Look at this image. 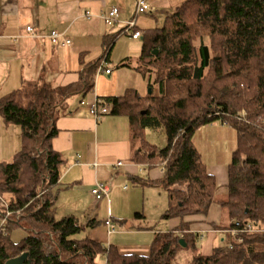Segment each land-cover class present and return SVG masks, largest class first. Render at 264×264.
I'll list each match as a JSON object with an SVG mask.
<instances>
[{
    "label": "trees",
    "instance_id": "obj_1",
    "mask_svg": "<svg viewBox=\"0 0 264 264\" xmlns=\"http://www.w3.org/2000/svg\"><path fill=\"white\" fill-rule=\"evenodd\" d=\"M141 37L140 70L151 93L129 89L102 100L110 103V113L130 118L139 141L132 161L162 167L160 184L170 199L164 216H178L181 224L158 234L148 255H138L76 237L85 226L75 216L55 218L51 189L63 163L51 144L56 120L68 97L93 89L100 59L77 83H28L0 99V113L20 126L22 136L14 159L0 164V217L11 211L0 231V264L23 252L26 264H103L102 258L107 264H173L181 238L199 249L184 218L207 214L218 200V186L194 136L217 121L237 133L227 198L220 200L227 210L228 238L211 254L198 252L190 264H264V0H185L166 14L162 26L143 30ZM111 46H104L106 61ZM159 126L167 135L164 147L144 136L146 128ZM16 227L28 232L18 242L9 235Z\"/></svg>",
    "mask_w": 264,
    "mask_h": 264
},
{
    "label": "crops",
    "instance_id": "obj_2",
    "mask_svg": "<svg viewBox=\"0 0 264 264\" xmlns=\"http://www.w3.org/2000/svg\"><path fill=\"white\" fill-rule=\"evenodd\" d=\"M148 1L153 6L150 13L166 16L185 0ZM114 6L120 8L119 23L109 26L102 15ZM135 7L136 0H0V99L28 83H49L53 87H59L79 82L83 74H88L90 65L103 59L105 44L112 42L106 64L111 73L97 71L93 89L68 97L56 120L58 133L52 138L51 144L62 155L63 163L60 166L59 180L51 189V197L55 218L70 215L77 217L85 226L83 231L88 232L84 237L99 241L105 246H115L122 254L144 255L124 250L119 245L118 239L114 238L118 231L114 219H118L122 226L116 233L117 236L128 232H151L154 240L150 250L158 234L175 231L182 219L178 216L167 219L164 216L170 205L169 195L160 184L164 171L160 165L149 166L132 161L131 157L139 144L133 137L128 115L109 113L96 118L90 113V105L97 99L121 96L129 89H135L144 96L151 89L148 76L140 70L143 41L141 51L136 56L129 52H124L118 58L112 56L119 41V35L115 36L119 33V25L123 26L133 16L131 14ZM136 23L141 32L149 29L141 28ZM27 26H32L34 30L27 31ZM52 30L63 34L58 43H54L49 36ZM63 38L70 40V43H65ZM130 38L135 41L141 36ZM92 51L94 54L91 55ZM96 54L98 56L94 57ZM224 124L213 122L208 124V129L217 135L224 132ZM211 143L213 144V140ZM195 144L200 150L199 144ZM21 146L20 126L7 123L0 113V164L12 161ZM118 161H122L123 165L117 166ZM230 162L207 165V170L216 177L218 197L220 194H228ZM142 172L147 176L142 177ZM98 180L111 182L109 196H104L99 201L91 193ZM129 180L140 187L131 190L126 183ZM154 188L164 189L167 193L168 204L162 214L166 220L165 225L158 229L143 225L146 215L138 210L139 204L134 208V217L136 218V213H141L142 216L138 219L142 221L134 230H124L132 216L119 210L118 203L125 198L122 193L131 192L127 196L134 197L138 196L136 191H141L144 197L146 190ZM7 204L6 201L2 202L5 207ZM220 205L221 202L217 200L210 206L207 214L188 215L184 218V221L189 222V231L197 234L199 250L203 254H211L216 246H220L228 238V232L219 224ZM108 219L113 225L106 224ZM0 221L1 231L6 222L3 223L2 216ZM27 233L25 229L16 227L9 235L14 242H18Z\"/></svg>",
    "mask_w": 264,
    "mask_h": 264
},
{
    "label": "rangeland",
    "instance_id": "obj_3",
    "mask_svg": "<svg viewBox=\"0 0 264 264\" xmlns=\"http://www.w3.org/2000/svg\"><path fill=\"white\" fill-rule=\"evenodd\" d=\"M133 13L131 15H133ZM164 18V14L145 13L138 16L137 22L141 28H155L158 26H162ZM118 40L119 41L118 43H116V46L112 52L113 57L118 58L124 52H129L132 56H136L140 53L143 41L142 37L134 41L130 38V35L128 33H120ZM92 54H94V51H92L91 55ZM97 56V54L94 55V57ZM157 91L158 90L156 88L155 93H157ZM239 114H241V116H245L246 112L244 110H241ZM224 126L226 127L224 129V132H219L217 133V135H214L215 132L213 134L212 130L208 129V125L200 127L195 133L194 142L199 144V148L201 151L198 148L197 149L200 154L202 152L201 156L206 165L210 166V164H214L215 162L225 163L232 160L233 152L236 149L237 145V133L236 130L229 124L225 123ZM144 136L150 144H154L159 147H164L167 144V135L163 126L146 128L144 131ZM211 140H213V144L211 143ZM135 142L139 144V141L137 139L135 140ZM141 176L146 177L147 174L145 172H142ZM126 183L129 185V188L131 190L135 189V187H140L136 182L132 180H129ZM42 193L43 191L40 192L41 195ZM136 193L138 196L132 197L127 196L131 195V192L124 191L122 194L125 195V198L123 197L122 202L118 203L120 205L119 210H121V212H125L127 215L132 216V218L129 220L130 223L127 226V229L124 230H134V228L139 225L138 223L142 221L141 219H136L134 217L136 211L134 208L139 204L140 209L138 210L143 211L146 215V219L143 225H150L153 226V228L157 229L162 228V226H164L166 222V220H164V218L162 217V214L164 213V210L168 204L166 191L159 188L150 189L149 191L146 190V194L144 195V197L141 195V191H136ZM132 194L135 195V193L133 192ZM5 197V201L8 202L9 195H5ZM111 198L113 200L114 196L112 195ZM226 198V195L221 194L219 195V197H216V199H218L219 201L226 200ZM220 208L221 218L219 224H221L220 226H222L223 228V226L228 225L229 220L227 219L226 207L220 205ZM59 210L61 213V209ZM57 213L59 214V211ZM115 218L117 217L115 216ZM114 224L118 228V231L116 232L118 233L122 229V226L119 223L118 219H114ZM87 233L88 232L82 230L75 236L78 238H83L85 235H87ZM116 233L114 234V238L118 239L119 245L122 246L124 250L130 251L132 253H143L144 255L150 253V248L154 240V235L151 232H128L124 235L120 234L118 236ZM224 243L225 241H222L220 245ZM140 247L142 248L140 249ZM198 252H201V250L192 245L182 246L174 257L173 264H190L193 258L198 254ZM102 263L107 264L105 258H102Z\"/></svg>",
    "mask_w": 264,
    "mask_h": 264
},
{
    "label": "built area",
    "instance_id": "obj_4",
    "mask_svg": "<svg viewBox=\"0 0 264 264\" xmlns=\"http://www.w3.org/2000/svg\"><path fill=\"white\" fill-rule=\"evenodd\" d=\"M153 10V6L149 3L148 0H136V7L133 13V16L125 21L124 25H119V34L120 33H128L133 38H139L141 36V31L137 29V18L141 14L150 13ZM119 15H120V8L118 6H114L108 13L102 15L105 23L109 26L117 25L119 23ZM27 31H33L34 28L32 26L26 27ZM50 38L54 43H58L60 38L63 37V34L57 30H52L49 34ZM65 43H70V40L63 38ZM107 61L106 57L103 56V59L100 62L98 67V72H103L106 74L111 73V69L106 67ZM111 112V105L108 102H105L102 99H97L94 103L90 105V113L95 116L96 118H101L102 116L109 114ZM117 166L123 165L122 161H118L116 163ZM111 189V182L110 181H102L98 180L95 186L91 189V193L94 198L99 201L104 196H109ZM7 206V205H6ZM11 211H7L4 222H6L7 216ZM111 216V214H110ZM107 225H113L111 220H106ZM249 229L252 230V227L249 226Z\"/></svg>",
    "mask_w": 264,
    "mask_h": 264
},
{
    "label": "water",
    "instance_id": "obj_5",
    "mask_svg": "<svg viewBox=\"0 0 264 264\" xmlns=\"http://www.w3.org/2000/svg\"><path fill=\"white\" fill-rule=\"evenodd\" d=\"M154 53L157 54L158 50L155 49ZM149 93H151V89H149ZM180 243L182 246H187V243L185 242L183 238L180 239ZM27 261H28V253L23 252L18 256L9 258L4 264H26Z\"/></svg>",
    "mask_w": 264,
    "mask_h": 264
}]
</instances>
